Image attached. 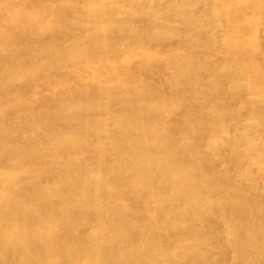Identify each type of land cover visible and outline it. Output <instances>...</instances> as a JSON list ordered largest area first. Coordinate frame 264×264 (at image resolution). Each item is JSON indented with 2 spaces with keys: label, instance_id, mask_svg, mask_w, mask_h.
<instances>
[{
  "label": "bare ground",
  "instance_id": "1",
  "mask_svg": "<svg viewBox=\"0 0 264 264\" xmlns=\"http://www.w3.org/2000/svg\"><path fill=\"white\" fill-rule=\"evenodd\" d=\"M0 264H264V0H0Z\"/></svg>",
  "mask_w": 264,
  "mask_h": 264
},
{
  "label": "rangeland",
  "instance_id": "2",
  "mask_svg": "<svg viewBox=\"0 0 264 264\" xmlns=\"http://www.w3.org/2000/svg\"><path fill=\"white\" fill-rule=\"evenodd\" d=\"M246 96H247V92H246V90L243 89V88H241V89H239V90H235V91L232 93L231 98H232L233 100H238V99H240V98H245ZM244 110H246V109H244Z\"/></svg>",
  "mask_w": 264,
  "mask_h": 264
}]
</instances>
